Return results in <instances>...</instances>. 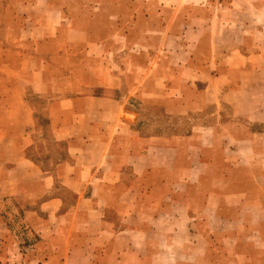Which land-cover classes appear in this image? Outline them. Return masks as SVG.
Listing matches in <instances>:
<instances>
[{"label":"rangeland","instance_id":"374dc122","mask_svg":"<svg viewBox=\"0 0 264 264\" xmlns=\"http://www.w3.org/2000/svg\"><path fill=\"white\" fill-rule=\"evenodd\" d=\"M15 40L26 69L116 76L113 89L86 88L127 94L137 134L152 139L150 173L117 192L151 232L123 240L116 264H145L144 246L149 264L263 261L264 0H0V44ZM47 102L35 100L45 134ZM224 120L215 137L210 123ZM37 142L55 159L64 147Z\"/></svg>","mask_w":264,"mask_h":264},{"label":"crops","instance_id":"0c3cea01","mask_svg":"<svg viewBox=\"0 0 264 264\" xmlns=\"http://www.w3.org/2000/svg\"><path fill=\"white\" fill-rule=\"evenodd\" d=\"M23 50L19 40L1 41L0 264H116L123 240L129 247L133 237L151 232L131 224L136 200L120 201L117 192L129 195L150 173L152 139L137 134L127 94L86 88L93 81L113 89L116 76L95 80L68 67L44 75L39 65L24 67ZM39 97L48 98L46 134L35 118ZM213 122L219 137L226 120ZM47 136L63 144L59 158L51 148L34 153L37 137ZM144 252L149 264L151 247Z\"/></svg>","mask_w":264,"mask_h":264}]
</instances>
